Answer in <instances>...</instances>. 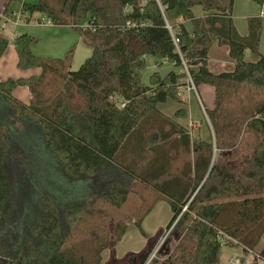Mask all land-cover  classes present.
<instances>
[{"label":"trees","instance_id":"trees-1","mask_svg":"<svg viewBox=\"0 0 264 264\" xmlns=\"http://www.w3.org/2000/svg\"><path fill=\"white\" fill-rule=\"evenodd\" d=\"M60 4L58 8L44 0L23 2L21 9L27 19L41 12L54 24L76 26L93 47L91 56L66 74V87L76 89L86 104L76 108L58 95L49 110L17 99L13 90L20 85L38 96L45 72L55 70L54 63L70 60L72 50L65 60L52 59L34 53L35 38L29 33L13 40L18 67H39L43 72L39 77L0 82V159L6 158L12 143H22L38 158L42 172L52 170L47 185L53 186L50 192L42 186L32 215L26 214L30 217L27 230L14 232L10 224L15 218L18 185L0 164V231L7 230L0 232V264H102L103 251H114L127 227L117 228L104 242L91 238L90 248L80 242L85 249L70 245L69 237L83 214L76 198L88 187L81 183L105 185L103 199L120 207L138 178L168 195L173 215L140 253L117 264L131 257L136 264H145L163 231L173 224L169 235L178 233L177 243L161 264H221L220 231L264 259V246L257 248L264 236V55L259 51L264 18L250 17L248 33L241 35L233 20L232 0H62ZM196 6L205 15L195 16ZM86 19L90 26L80 27L79 21ZM180 19L190 20L192 29ZM215 40L228 46L233 69L211 70L209 54ZM9 44L0 35V58ZM247 50L258 59L247 60ZM147 55L180 69L164 76L153 72L146 84L142 72ZM189 74L196 86L215 88V107L207 109L215 145L192 138L186 127L157 108L168 99L182 102L179 92ZM119 101L126 102L124 108L118 106ZM187 114L185 108L176 112L177 117ZM175 133L179 137L172 139ZM243 133L253 134L255 143L245 166L234 171L223 156L214 158V146L220 152L237 153ZM173 148H181L188 158L181 178L164 182ZM150 151L153 154L148 157ZM50 157L54 168L47 164ZM141 161L149 163L141 167ZM147 212L135 221L144 235L141 222ZM6 235L11 237L5 239Z\"/></svg>","mask_w":264,"mask_h":264},{"label":"rangeland","instance_id":"rangeland-1","mask_svg":"<svg viewBox=\"0 0 264 264\" xmlns=\"http://www.w3.org/2000/svg\"><path fill=\"white\" fill-rule=\"evenodd\" d=\"M231 1V0H229ZM247 2V5L245 6L243 2ZM234 4V13H238L239 11H242L243 13L247 10H251L252 8H256V4L254 1L251 0H232ZM255 4V5H254ZM55 7L56 4H54ZM20 6V2L16 1L12 4L14 9V12H18L21 9L18 8ZM60 7V6H59ZM11 13H4L0 14L1 20H5V18L10 16ZM241 14V13H238ZM237 14V15H238ZM40 13H36L35 18L37 16H40ZM12 20L15 21V17H12ZM22 22H25L27 20V15L24 14V17L22 19ZM86 22V20H80ZM79 21V23H80ZM87 24V23H86ZM13 23H9V26H12ZM85 28L86 26H80ZM3 30V29H2ZM3 33L9 34L7 30H3ZM25 33V31L23 32ZM74 50V49H73ZM258 57L253 54L252 52H248V58L247 60L250 61H256ZM55 70H48L45 72L41 83L38 85L39 95H34L31 98L30 104H40L45 107H48L49 110H52L54 108L55 98L58 95H64L68 102L73 105L76 108H83L86 104L85 99L83 96H81L76 89L70 88L68 89L66 87V74L68 72L67 63L65 64H52ZM17 68V71L12 69L11 73L8 77L2 78L7 80L9 77L16 78L20 69ZM152 69L148 67L142 72V76L144 80H147L148 75L151 73ZM189 76V75H188ZM188 76L184 80H186L185 84L183 86L188 85ZM4 80V81H5ZM23 89L25 87H22ZM183 94L181 96H184V92L186 89H182ZM195 98L189 105L190 108L192 106L199 112V115H196L195 121H200L203 119V109L201 107V103L199 101V98L197 95H194ZM16 97V96H15ZM18 97V96H17ZM16 97V98H17ZM22 98V96H19ZM18 97V98H19ZM205 104L209 106L211 102H215V96H202ZM17 98V99H18ZM25 100H23L24 102ZM184 104L187 105V102ZM201 107V109H200ZM192 110V111H195ZM201 113V114H200ZM201 117V118H200ZM209 119V116L207 114L206 116ZM189 131V129L187 128ZM0 132H3L2 129H0ZM190 132V131H189ZM195 132H193V135L190 133L192 138H197L194 136ZM255 143V137L251 133H243L241 135V141L239 145V151L237 153L232 152L231 150H224L219 151L214 146V158L223 156V158L227 161V163L230 165V167L234 171L241 170L246 162L248 161L251 151L253 149ZM15 145L12 143V148L9 149V152L7 153V156L5 159H0V164L4 168H6L12 177L15 179L17 185H18V193L16 195L15 200V218L10 224V229L14 230V232L19 231L20 229H23L24 232L28 228V220L30 217L27 218L26 214H31L35 208L36 202L38 198L40 197V191L43 190V187H47L46 189L50 192L52 191V183L50 184V187L48 188V178L51 180V171L48 169L46 172H42V168L39 167L38 158L35 156H31L28 152V149L20 142H14ZM213 144L215 145V140L213 141ZM181 157V168L183 166L184 160L188 158L184 153L179 152L175 156V161ZM192 158V157H191ZM54 159L51 157L49 158L48 163L52 164V166H49L54 168ZM44 164V163H43ZM56 164V162H55ZM32 166V167H31ZM98 179H95L94 181H97ZM42 182H45L46 184H42ZM88 184L86 192H83V194L78 196L77 202L81 203L79 205L82 206V217L79 223V227L76 228V231L72 233L69 237L68 243L70 245H78L81 246L84 243L87 248L93 247L91 243H89V240L94 237V239L99 240L101 242H104L107 238L113 236L116 234L119 230L117 228H121L127 223L129 225L134 226L131 230H135L136 235H132L131 242L128 241V244H123L125 247H128L131 249H138L139 247H142L140 249H143L146 247L147 243V237L148 239L155 236L156 232L160 230L161 227H166L168 222L170 221L172 217V209L170 206V202L165 199L166 201L160 202V207L156 210V213L153 215L156 217L152 221H148L147 227H144V231L147 235L142 234L139 227L136 225H133L131 221L133 219H137L141 215V210H144L145 207L151 202L153 199L152 191L142 182L139 181H133L129 197L127 201L120 207H117L113 204L107 203L103 199V193L106 191V186H99V182L92 183V186H89V181L84 180L81 185ZM71 197V195H69ZM72 201H75L74 199ZM26 215V216H25ZM25 224V226H24ZM117 226V227H116ZM116 227V228H115ZM138 227V229L136 228ZM166 230L163 231L161 236L159 237L158 241L156 242L153 252L157 250V253L154 257L157 261L156 263L153 261L150 262V264H161L164 260V257L167 256L168 252L173 251L175 244L177 243L178 233H173L171 235H167L165 240L163 241V238L165 237ZM7 230H1L0 232H6ZM131 232V231H130ZM133 232V231H132ZM4 234V233H3ZM110 236V237H108ZM8 236L6 235L4 238L8 239ZM80 242V243H79ZM229 246H240L239 244H228ZM264 246V236L261 239L258 250H260ZM82 247L85 249V247L82 245ZM81 247V248H82ZM115 247V246H114ZM82 248V251L84 252V249ZM159 248V249H158ZM232 253L236 254L239 257V261H242V257L248 254L247 251L243 250L241 247H236V249H230ZM152 252V253H153ZM252 252V251H251ZM114 253V251H113ZM115 254V253H114ZM251 257H253V260L249 261V264H263V258L260 256H257L256 251L250 253ZM236 256V257H237ZM1 263V261H0ZM126 262H123L124 264ZM146 264V263H145Z\"/></svg>","mask_w":264,"mask_h":264},{"label":"crops","instance_id":"crops-1","mask_svg":"<svg viewBox=\"0 0 264 264\" xmlns=\"http://www.w3.org/2000/svg\"><path fill=\"white\" fill-rule=\"evenodd\" d=\"M16 1L20 2V6L18 8L21 9L23 2L35 4V3H38L40 0H0V14L1 13L4 14L6 12L7 13L14 12V9H16V8H13L12 4ZM44 1L47 2L49 5H52V6H55L54 4H56V6L58 8L61 5L60 2L62 3V0H44ZM243 4L246 6L247 2L245 1V2H243ZM233 6H234V4H233ZM193 12H194L195 16H198V17L205 15V12L203 11L201 6L194 7ZM36 13H40L41 15L37 16L35 18ZM238 13H241V14H238ZM238 13H237L238 14L237 15L236 13H234V9H232V14H233L232 16H233L235 26L241 35H246L248 33V30H249L248 20L250 17L262 16L264 18L263 7L259 4H256V8H252L251 10H247L244 13L242 11H239ZM44 16H46V15L41 13V12H35L30 19H27L25 22H21V24L19 26H17V27H14V25L9 26L7 28V31L9 34L3 33L4 29L3 30L1 29V22L3 20H1V16H0V35L8 38L10 40L9 46L7 47L5 53L2 55V57L0 58V82L5 80L2 78H6L11 74L8 72H10L12 69L17 71V68H15V65H16V67H18V53H17V49L13 43V40L18 35L22 34L24 31L26 33L31 34L35 38V41L32 44V50L34 51V53H36L39 56L49 57L52 59H63V60H65L67 58V56L69 55V52L72 50V56H71L70 60H66L68 70L78 69L79 66L89 56H91V54L93 52V47L85 41L84 36L77 29L76 26H74L72 24L40 25L38 23V21L41 18H43ZM180 21H183L190 30L192 29V23L190 20H183V19L181 20L180 19ZM88 22H89V20L86 19V22L80 21L79 25L82 26L83 24H86ZM259 51L261 52V54L264 55V27H263V30L261 33V39H260V43H259ZM248 52H251V51L247 50L246 59L248 58ZM146 60H147V67L146 68L148 69V67H149L152 69L151 73L148 75L147 80H144L143 76H142V79H143L144 83H146V84L149 83L150 75L153 72H159L162 76H164L171 70H179L180 69V68H177L175 66V64L170 63L168 61H160L152 55H147ZM234 64H235L234 61L229 56L228 46L219 45L217 43V41L215 40V42H214V44L210 50V54H209V66H210L211 70L214 72H217V73L221 72V71H225V70H231L234 68ZM18 69H20L21 71H19V73L15 79L29 78L31 76H38L39 77L43 72L42 68H39V67L31 68V69H21L18 67ZM9 78H13V77H9ZM22 87H25V88L23 89ZM186 87H187V85L181 86L182 89H185ZM195 94L199 98V101L201 103L200 105L203 109V112H202L203 116H201V117H203V119H201L200 121H195V119H196L195 114L199 115V112L197 110H195V108L193 106H192V108L189 107V105L191 104V102L195 98V96H194ZM13 95L16 97L22 96V98L21 97H19V98L17 97V98L21 101L25 100L24 103H26V104L30 103L31 98L33 96L29 87L25 86V85L17 86L13 90ZM202 96H216L214 86H212L210 84H201L199 86H196V88L193 91H190V92L185 91L184 96H181L182 102H177V101H174L172 99H168L165 102L158 103L157 108L161 113H163L167 117L174 119L177 123L188 128L192 135H193V132H195V134H194L195 137L201 138V139L209 141V142H213L215 140V134H214L213 126L211 124L210 119H208L206 116H207V109H213L215 107L216 99H215L214 103L211 102L208 106L207 104H205ZM185 102H187V105L184 104ZM201 107H200V109H201ZM181 108L187 109L188 114L186 117H177L176 116L177 110H179ZM192 110H195V111H192ZM178 137H179V134L175 133L173 135L172 139H175ZM167 147L168 146L166 145V148ZM179 152H181V148H179V149L173 148L169 151V155L172 156L171 167L169 170V174L162 177V181L169 182V181L177 179V177L181 178V157H179V159H177V161H175V156ZM152 154H153V152L150 151L147 153V156L151 157ZM130 160H131V157H129L128 162H130ZM147 162L141 161L140 162L141 167L145 166V165L147 166ZM135 181H139V182H142L143 184H145L152 191V194H153V199L145 207L144 210H141L142 213L137 218V219H139L142 216V214H144L146 211H148L146 213V215H144L142 222H141V226L144 230V227L145 228L147 227L148 221H152L156 218L155 216H154V218H152V217L156 213V210L158 209V207H160V202L166 201L165 199L170 201V199L168 198V195H166L165 193H163L159 189L153 187L152 185H149L148 183L142 181L141 179L138 178ZM170 206H171V204H170ZM171 209H172V207H171ZM172 212H173V210H172ZM172 215H173V213H172ZM137 219H133L131 221V223H133V225H135L136 224L135 221ZM131 225H129V223L124 225L127 227V229H126L124 235L122 236V238L120 239V241H118L114 247V253L115 254L113 253V250L110 248L105 249L103 251V253H102V258H103L102 264H117L118 260H120V259H122L128 255H131V254H138L145 248L144 247L143 249H140L142 247H139L138 249H131L130 250L128 247H125L123 245V244H128V241L131 242L132 235H134V236L136 235L135 230H131L132 227H134ZM136 228L138 229V227H136ZM162 228H166V227H161L160 229H162ZM157 233H158V231L156 232V234ZM145 234H146V232H145ZM148 242H149V239L147 237L146 245L148 244ZM236 247H241L244 250L243 246H241V245L240 246H236V245H234V246H229V245L222 246L221 252H220L221 264H249V261L253 260V257H251V255H250V253H252L253 251L252 252L247 251L248 254H246L245 256L242 257V261L237 262V261H239V257L236 254L232 253L230 250V249H236ZM113 255H115V257ZM235 256H237V259H238L237 261H233V258ZM124 264H136V259L131 257V258H129V261L128 262L126 261V263H124Z\"/></svg>","mask_w":264,"mask_h":264},{"label":"built area","instance_id":"built-area-1","mask_svg":"<svg viewBox=\"0 0 264 264\" xmlns=\"http://www.w3.org/2000/svg\"><path fill=\"white\" fill-rule=\"evenodd\" d=\"M262 7H263V12H264V3H263V6ZM12 17H15V21L12 20ZM23 17H24V12L22 11V9L20 11H18V12H12L9 17L7 16L5 18V20L1 22V29L7 30V28L9 27V23H13L14 27L19 26L21 24V22H22ZM38 23L40 25H53L54 24L53 21L49 17H47V16H44L43 18H41L38 21ZM82 26L88 27V26H90V24L87 23V24H83ZM187 84L188 85L185 88L187 92L193 91L196 88V85L194 84V82H193L190 74L188 76V82H187ZM179 94L182 95L183 94V90L180 89ZM125 105H126V102L125 101H119L118 102V106L120 108H124ZM173 227H174V224L168 230H166V234H165V237L163 238V241L165 240L166 236L169 235V233L172 231ZM220 239H221L222 246L228 245V242L229 241H233L235 244H239V242L235 238L231 237L230 235L226 234L223 231H220ZM156 253H157V250H155L151 254V256L147 260L146 264H150V262L152 261V259L155 257ZM237 260L238 259L235 256L233 258V261H237ZM262 262H264V259H263Z\"/></svg>","mask_w":264,"mask_h":264},{"label":"bare ground","instance_id":"bare-ground-1","mask_svg":"<svg viewBox=\"0 0 264 264\" xmlns=\"http://www.w3.org/2000/svg\"><path fill=\"white\" fill-rule=\"evenodd\" d=\"M170 233H171V232H170ZM170 233H169V234H170Z\"/></svg>","mask_w":264,"mask_h":264}]
</instances>
